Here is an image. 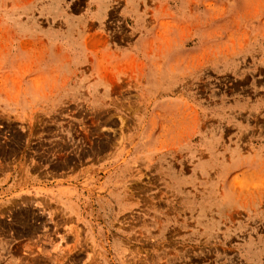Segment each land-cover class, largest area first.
<instances>
[{"label":"rangeland","instance_id":"374dc122","mask_svg":"<svg viewBox=\"0 0 264 264\" xmlns=\"http://www.w3.org/2000/svg\"><path fill=\"white\" fill-rule=\"evenodd\" d=\"M0 264H264V0H0Z\"/></svg>","mask_w":264,"mask_h":264}]
</instances>
